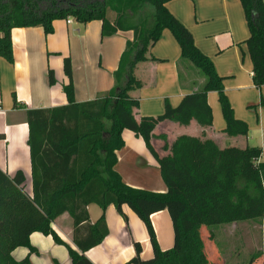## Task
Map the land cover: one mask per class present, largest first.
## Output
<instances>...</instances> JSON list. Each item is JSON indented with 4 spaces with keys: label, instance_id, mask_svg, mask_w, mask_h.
Listing matches in <instances>:
<instances>
[{
    "label": "trees",
    "instance_id": "1",
    "mask_svg": "<svg viewBox=\"0 0 264 264\" xmlns=\"http://www.w3.org/2000/svg\"><path fill=\"white\" fill-rule=\"evenodd\" d=\"M171 0H0V30L10 31L40 25L53 33V22L74 19L81 24L102 22V36L132 31L114 73V88L99 99L78 104L74 100L69 58L64 72L69 79L64 91L69 105L54 110H27L28 146L32 163V192L25 190L22 171L13 177L0 169V264L17 262L12 252L18 247L31 251L29 237L37 232L51 236L67 247L72 264H92L84 253L101 244L108 235L104 217L90 223L88 206L103 211L114 205L119 213L128 206L145 223L153 257L143 260L141 246L128 264H210L202 237L204 227L240 222L264 216V162L258 147L220 148L211 139L179 137L169 155L161 157L152 146L157 125L170 121L182 126L195 121L206 130L212 127V110L207 96L217 92L228 137H247L248 125L236 119L225 93L224 79L212 61L194 44L192 34L166 8ZM249 29L246 41L253 66L252 81L264 86V1L240 0ZM151 15H141L145 8ZM109 13L114 14L109 18ZM172 33L181 49V63L189 64L204 78L197 92L183 98L177 107L168 102L158 117L135 118L139 99L133 93L142 83L135 76L138 64L158 63L150 54L162 33ZM0 53L1 47H0ZM1 55V54H0ZM181 68V66H180ZM55 82L53 72L48 76ZM124 131L142 137L156 159L165 193L136 189L116 172L117 152L124 147ZM205 137V132L203 133ZM158 138L166 142L165 136ZM256 206L252 212L251 205ZM258 206V207H257ZM167 211L174 229L173 248L162 251L156 240L151 216ZM68 213L74 223V244L66 245L52 229L59 216ZM213 233L209 239L213 240ZM253 264V263H250Z\"/></svg>",
    "mask_w": 264,
    "mask_h": 264
},
{
    "label": "crops",
    "instance_id": "2",
    "mask_svg": "<svg viewBox=\"0 0 264 264\" xmlns=\"http://www.w3.org/2000/svg\"><path fill=\"white\" fill-rule=\"evenodd\" d=\"M2 3L5 6V0ZM166 8L188 29L195 46L212 61L217 74L224 79L225 93L235 117L248 125L249 133L247 137H228L224 133L226 123L218 93L210 92L207 101L212 110V127L206 130L195 121L186 126L162 122L154 130V150L161 157L167 156L165 143L171 146L179 137L189 136L211 139L222 149L258 147L264 155V86L258 89L252 81L253 66L246 45L249 29L241 1L171 0ZM53 27L49 35L40 25L0 30V169L10 177L22 171L26 178L25 190L29 193L32 192V163L27 110H54L69 105L64 91L69 83L64 72L66 58L71 63L76 103L95 101L110 92L115 86L114 73L121 55L134 38L132 31L103 37L101 21L81 24L72 19L68 24L66 20H57ZM150 54L159 62L141 63L135 70V76L142 83L140 90L133 93L139 99V108L135 110L137 121L162 115L166 102L177 107L185 96L197 92L204 84L196 69L181 63L180 46L170 31L162 33ZM50 71L55 78L53 84L48 79ZM162 135L166 142L158 138ZM123 138L124 147L117 152L116 165L123 182L133 188L165 193L167 188L158 164L142 137L124 131ZM260 161L264 162L263 157ZM87 211L92 225L104 217L108 229L101 244L84 253L92 264H128L136 256L137 243L143 260L153 257L147 227L128 206L122 207V214L114 205L104 211L90 205ZM150 219L160 249L173 248L174 229L169 213L161 211ZM237 224L210 227L236 228ZM51 226L66 245L80 253L74 244V223L68 213L55 219ZM233 230H230L231 236H235ZM210 232L213 240L209 239ZM202 237L210 264H230L220 252L215 231L204 227ZM29 242L34 250L16 248L12 252L15 261L72 264L67 247L57 244L51 236L35 232Z\"/></svg>",
    "mask_w": 264,
    "mask_h": 264
},
{
    "label": "rangeland",
    "instance_id": "3",
    "mask_svg": "<svg viewBox=\"0 0 264 264\" xmlns=\"http://www.w3.org/2000/svg\"><path fill=\"white\" fill-rule=\"evenodd\" d=\"M151 13V8L147 7L143 10L141 15L144 14L150 17ZM113 15L114 14L109 13V18L113 17ZM262 157L264 160V155H262ZM250 209H253L252 212H255L256 206L253 204L250 206ZM228 227L231 228L229 225L216 229H214V227H209L210 230L215 231L218 238L217 240H219L218 246L220 252L229 260L228 262L230 264H264V217L238 222L236 228L233 227L230 229H234L235 236L230 235L231 232Z\"/></svg>",
    "mask_w": 264,
    "mask_h": 264
},
{
    "label": "built area",
    "instance_id": "4",
    "mask_svg": "<svg viewBox=\"0 0 264 264\" xmlns=\"http://www.w3.org/2000/svg\"><path fill=\"white\" fill-rule=\"evenodd\" d=\"M66 21H67L68 24L72 23V19L71 18H68Z\"/></svg>",
    "mask_w": 264,
    "mask_h": 264
}]
</instances>
